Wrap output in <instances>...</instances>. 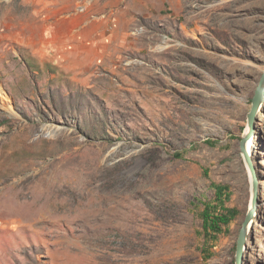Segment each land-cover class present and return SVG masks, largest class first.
I'll return each mask as SVG.
<instances>
[{"label": "rangeland", "instance_id": "374dc122", "mask_svg": "<svg viewBox=\"0 0 264 264\" xmlns=\"http://www.w3.org/2000/svg\"><path fill=\"white\" fill-rule=\"evenodd\" d=\"M262 78L264 0H0V264H238ZM253 138L242 264L264 102ZM214 185L240 214L209 256Z\"/></svg>", "mask_w": 264, "mask_h": 264}, {"label": "trees", "instance_id": "16d2710c", "mask_svg": "<svg viewBox=\"0 0 264 264\" xmlns=\"http://www.w3.org/2000/svg\"><path fill=\"white\" fill-rule=\"evenodd\" d=\"M210 145L216 144L209 142ZM181 158V155H177ZM215 197L213 202L205 204V210L201 214L203 221V236L206 241L207 248H203V252L211 253L214 250L213 244L217 241L220 235L229 231L232 222L237 220L240 212L236 208L227 206V201L230 198L229 187L224 185H214Z\"/></svg>", "mask_w": 264, "mask_h": 264}, {"label": "water", "instance_id": "95a60500", "mask_svg": "<svg viewBox=\"0 0 264 264\" xmlns=\"http://www.w3.org/2000/svg\"><path fill=\"white\" fill-rule=\"evenodd\" d=\"M264 102V78L260 82L259 88L256 91V95L254 96L252 102V110L249 115V131L245 132V135L242 139L241 145V154L245 160V163L251 174V181L253 183V200L250 208L249 214L245 218V222L240 232L239 240H238V249H237V262L238 264H242L243 260V251L246 243V239L249 234V228L257 215L258 212V178L256 175V170L254 167V163L251 158V154L248 152L249 146L253 145V137H254V123L258 113L260 112Z\"/></svg>", "mask_w": 264, "mask_h": 264}, {"label": "bare ground", "instance_id": "6f19581e", "mask_svg": "<svg viewBox=\"0 0 264 264\" xmlns=\"http://www.w3.org/2000/svg\"><path fill=\"white\" fill-rule=\"evenodd\" d=\"M248 131H249V130H248ZM248 131H247V132H248ZM254 146H255V141L253 142V145L249 146V150H248V152H250L251 155H253L252 153H253V148H254Z\"/></svg>", "mask_w": 264, "mask_h": 264}]
</instances>
